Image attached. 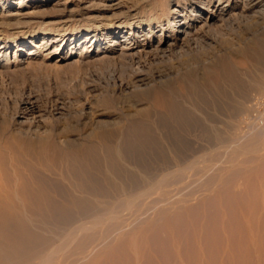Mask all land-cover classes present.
Masks as SVG:
<instances>
[{
    "label": "rangeland",
    "instance_id": "rangeland-1",
    "mask_svg": "<svg viewBox=\"0 0 264 264\" xmlns=\"http://www.w3.org/2000/svg\"><path fill=\"white\" fill-rule=\"evenodd\" d=\"M105 1L0 0V148L9 149L14 134L32 140L44 137L48 147L58 141L65 148L60 137L88 149L117 146L130 127L141 122L135 113L148 109L160 158L152 161L149 181L114 196L110 214L115 218H101L102 224L95 228L82 230L96 215L80 217V223L64 222L70 227L66 229L44 226L42 217L34 216L30 221L35 226L20 230L11 224L15 220L10 215L8 223L2 215L0 264H40L52 252L49 264H264V87L259 94L250 93V114L234 119L231 111L226 112L228 98L236 94L228 83L219 90L209 85L192 101L186 92L190 76L207 72L226 56L239 55L251 41L264 46V9L245 19L205 27L191 44L161 51L156 45L162 37L160 27L150 34L147 25L130 29V23L139 20L157 25L161 16L157 0H133L124 13L103 9ZM174 4L171 0L170 7ZM184 4L191 9L188 2ZM127 6L136 11L128 15ZM21 13L28 16L20 19ZM171 22L164 18L166 34L175 33ZM119 25L124 33L133 32L131 43L108 33ZM95 29L96 42L77 40ZM115 40L129 49L112 46ZM23 43L26 51L32 47L36 53L24 51L14 57L15 45ZM249 63L238 66L264 73V61L261 66ZM161 96L179 101L187 97L186 107L204 120L180 126L159 104ZM207 122L218 123H213L216 129ZM217 129L223 137H217ZM131 163L126 162L127 169L144 175ZM163 174L169 175L165 181ZM11 183L8 188L19 186ZM101 213L107 216L106 211ZM30 238L36 245L29 243Z\"/></svg>",
    "mask_w": 264,
    "mask_h": 264
},
{
    "label": "bare ground",
    "instance_id": "bare-ground-1",
    "mask_svg": "<svg viewBox=\"0 0 264 264\" xmlns=\"http://www.w3.org/2000/svg\"><path fill=\"white\" fill-rule=\"evenodd\" d=\"M29 1L35 3V2H40L42 0H29ZM131 1L133 0H107L104 3L102 2L103 3L102 8L107 11H111L113 13H117V12L124 13L122 10H124L126 4ZM170 1L171 0L156 1V5L157 7L160 8L161 11V16L158 18L159 21H157L156 26H153L154 23H152L150 19L139 20L130 23L131 30L132 29L140 30L142 28L144 29V26L147 25V30L149 34L151 32H154L156 27H160L162 31L160 35L162 37L159 39V42L156 45L161 51H165V50L167 51L168 49H173L176 47L181 48L184 45H188V43L194 40L195 35L198 33V31L201 29L203 30V28L205 27L209 28L211 25H218L216 23L223 21H225L226 23L228 22L229 19H234V18L245 19L244 17H247L248 15L250 16V14L248 13L252 12L251 13L252 16L254 15L253 12L255 11L257 12L258 9L261 8L264 9V0H175V4L173 5V7H170ZM182 1L188 2L189 8L191 9L186 8L187 4L181 5ZM23 2L24 0H20V3ZM135 11L136 8H134V6L133 7L131 6L127 8L126 13L130 15ZM260 12L261 11H259V13ZM26 16H28L26 13H21L19 14L18 17H20L21 19V17H26ZM257 16L260 17V15ZM164 18H166L167 20L168 19L172 20L171 24L173 25V31L175 33L166 34V32H164V29H166L165 28L166 25L164 24ZM255 19L256 18H254L253 21H257ZM234 20L236 21V19ZM123 25H119L116 28L110 27V29L112 30L107 28L110 30L108 31V33L109 32L113 33L116 36L119 35V39H120L119 41H121L122 43L125 41H129L131 43L132 40L134 39V37L131 36L133 35V32L130 31L129 35L126 34V32L124 33L125 30H123L124 28ZM133 25H135L136 27H133ZM97 29H95L94 31L83 33L79 38L77 37L78 38L77 40L79 41L84 40V42L85 41L88 42L90 40V42L91 41L96 42V40H98ZM119 41L115 40L114 43H112V46H116L118 48V46L121 45V49H129V47H127L126 45L120 44ZM30 42L32 41L29 40V42L27 43ZM249 43L252 44V41ZM251 44H248L250 45L249 48L244 49L237 56L230 55L224 57L216 64L210 66L207 72L204 70L205 73L203 74L198 73L197 76L196 75L190 76L187 83L188 85L186 87L187 90L186 92L190 91L187 93L188 99L191 100V97L194 94L198 95L199 93L202 92V89L208 88L209 85L211 87L212 85L215 87L218 86L223 87L222 83H228L229 86L231 85L232 89H234L236 94H234L235 97L232 96V98L234 97L233 99L230 98L231 95L229 94L230 99L228 98V101L231 100L229 102L230 110H227L226 112L228 113V111H231V115H229L231 116V119H234V117L242 114L243 116L250 114L252 107L247 104L249 103L248 97L250 96V93H253V95L259 94L262 88L264 87V73L257 72L255 68H253V71L250 70V68L252 67L248 68V70L244 69L245 70L244 72V70L242 71L241 68L238 66L239 62L248 63L249 61L251 65L255 66L260 64L261 66V63L264 61V46L259 45L258 43H253L252 45ZM23 45L24 43L15 45L14 57L17 58V56L20 53L22 54V52L24 51H25V55H31V54L33 55L36 53V50L33 49L32 47H27L28 50L26 51L22 47ZM238 58L241 59L237 60ZM237 61L239 62L237 63ZM242 65L243 64H241V66ZM244 75L245 77H243ZM246 75H248L247 78ZM224 94L226 95V93H223V96H225ZM236 95H239V97H236ZM186 98H184L185 100L182 99L181 101H179L178 99L175 98H164L163 96H161L158 102L162 107L165 108V110L167 109L166 111L167 113L168 111L170 112V114L168 113L169 115L174 116L176 120L183 123L182 125L181 123L180 124L178 123L180 126L183 127L185 125V127L187 126L192 127V125L201 124L200 121L204 119L199 120L197 117H195L194 114L195 112L193 113L195 109L194 110L192 108L188 109L186 107L188 105L185 104L186 102H183V100L186 101ZM196 107L194 106V108ZM147 112H149L148 109L138 110L135 113L139 115L138 117H140L141 122L140 123L136 122L130 127L129 132L124 136V139L121 140V144L117 146L114 144H109V145L106 144L103 146V148L101 147L99 149L96 146L95 148L88 149V147H85L83 144H78V143L75 144L76 142L75 143L72 142L74 144L71 145L72 144V143L70 144L71 139L69 140L68 137H66L65 139L64 137H60L59 139L61 140V142H63V144H65L66 146L65 148H63L64 146L62 147L61 145L62 143L58 144L57 140H56L57 142H50V146L48 147L49 143L46 140H44L45 139L44 137L41 138V140L40 139L32 140L29 138H25L19 134H14L12 136L10 148L9 149L0 148V167L2 168V172L0 176L1 175L3 176L2 180H0V215H1L0 219H4L2 218L3 215L5 216V219L8 218L9 220V217L7 216L10 215L11 218L15 220V222L11 224L13 225L15 224L14 226H16L19 229L25 226L28 227L32 225L35 226L34 224H32V221H30L32 220L31 218L34 216H36L37 218L42 217L41 219H43L42 220L43 222L41 224H43L44 226L48 227L51 225H59L62 227V225L65 226V223L69 221L71 224L74 223L71 222L72 219H73L72 221L77 220L75 223H77L78 221L80 223V219L84 218L83 216L88 215L87 217H90L91 215H96L94 217L97 218H95L94 222L91 223V225L83 224L82 226L83 231L84 229H92L101 225L102 224L101 218H104L109 221L112 220L114 216H112V214L110 213L112 212L113 207L115 206L114 196L119 194L118 197H120V193L121 192L125 193L128 187H134L136 185H139L141 182L146 183L147 181H149L148 179L151 176L152 170H154L152 161L156 160L154 158H158V156L160 155L159 150L161 149L159 148L157 138H155L156 136L155 137L153 136L154 134L152 133V128L147 121L149 118V113ZM210 118L212 119L211 116H209V119L207 118L208 122H210ZM207 119H205V123ZM216 120H214L213 118L212 121H216ZM213 123H208V124H212V128H215L214 127L215 123L214 124ZM209 128L210 127H208V129ZM212 130L214 131V129ZM216 135L217 137L221 138L224 136V132L222 130L221 131L218 130ZM40 137L41 136L37 138ZM128 161H132V163L141 167V169L144 172V175L143 173L140 174L141 173L140 171H138L140 173H136L134 171L127 169V166L129 165L126 166V162ZM181 169H183V167ZM163 175H164L163 180L164 178H166L167 180V176L169 175L166 174ZM160 181L161 180H159L158 182ZM162 181L160 182L161 185L165 180L163 182ZM9 182L12 183L15 182L16 185L18 183L19 186L15 187L13 185L16 188V189L13 188L14 189L13 190L12 188L7 187L9 186L8 185ZM6 187L8 188V191H5ZM9 189H12V191ZM132 200L133 199H131V201ZM131 201L130 202L127 201V202H129L130 205H133L132 203L134 202L131 203ZM134 201L136 202L135 199ZM130 205L129 208L131 207ZM124 209L125 207L123 208V211ZM101 211H106L107 216L105 215H103L104 217L99 216L100 214L98 213H101ZM98 216L100 219L98 218ZM8 222L9 221H7V223ZM7 223L4 222V224ZM11 224L8 226H12ZM54 227L56 228V226ZM66 227L70 228L69 226H65V229ZM52 228L50 229L49 227L50 231H54L52 230ZM18 229L17 231L20 230ZM61 229L59 228L57 230L59 231ZM29 231H31L30 228ZM71 231L69 230V232ZM63 233L64 230L63 232H61V234ZM65 235H67L66 232ZM64 237L66 238L70 236L68 235ZM2 240L0 239V241ZM36 240H37V236H36ZM60 240L63 241L62 239ZM31 241L32 240L30 238L29 243ZM3 242L4 241H2V243ZM34 242L35 240H33L31 244ZM63 245H65V243ZM58 250H60V248H58ZM52 253L48 254L47 252L49 256L47 255L48 257L43 259L42 263L40 260V264H47V263L49 264L50 259H52ZM45 256H43V258Z\"/></svg>",
    "mask_w": 264,
    "mask_h": 264
}]
</instances>
